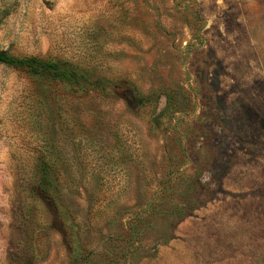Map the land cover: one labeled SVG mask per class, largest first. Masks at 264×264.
<instances>
[{
    "label": "rangeland",
    "instance_id": "374dc122",
    "mask_svg": "<svg viewBox=\"0 0 264 264\" xmlns=\"http://www.w3.org/2000/svg\"><path fill=\"white\" fill-rule=\"evenodd\" d=\"M0 51L159 94L0 64V264L128 246L127 264H264V0H0ZM50 157L55 203L38 192Z\"/></svg>",
    "mask_w": 264,
    "mask_h": 264
},
{
    "label": "trees",
    "instance_id": "16d2710c",
    "mask_svg": "<svg viewBox=\"0 0 264 264\" xmlns=\"http://www.w3.org/2000/svg\"><path fill=\"white\" fill-rule=\"evenodd\" d=\"M0 64L24 71L29 76L38 80L39 84L58 83L69 86L71 89L83 94L98 92L107 97H128L137 105H144L157 100L159 94L152 91L149 94H143L137 85L129 79H116L102 75H94L90 69L78 66L68 59H45L38 56H15L0 51ZM166 106L171 103L170 94H164ZM59 170L51 157L42 160L38 166V192L44 199L55 203L56 197L59 196V187L57 179ZM59 216L65 214V210L57 208ZM143 220V219H142ZM138 234L137 230L130 228L126 230L124 239L133 240ZM131 253V247L120 249L113 256L110 253L87 251L78 252L76 261H82L93 264H102L98 259L109 258L110 264H127V259ZM96 262V263H95Z\"/></svg>",
    "mask_w": 264,
    "mask_h": 264
}]
</instances>
